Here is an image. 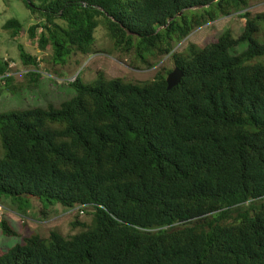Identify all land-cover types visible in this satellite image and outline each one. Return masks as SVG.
<instances>
[{"label": "trees", "instance_id": "1", "mask_svg": "<svg viewBox=\"0 0 264 264\" xmlns=\"http://www.w3.org/2000/svg\"><path fill=\"white\" fill-rule=\"evenodd\" d=\"M22 1L53 64L90 53L103 25L121 52L147 63L172 54L185 75L169 89L162 72L135 83L99 71L71 82L60 106L0 113V200L22 213L33 198L44 210L93 208L83 230L31 234L0 250V264H264V14L250 0ZM233 12L241 35L172 53ZM3 29L18 42L25 28L13 17ZM18 49L38 80L42 59ZM10 66L0 56L4 82Z\"/></svg>", "mask_w": 264, "mask_h": 264}, {"label": "rangeland", "instance_id": "2", "mask_svg": "<svg viewBox=\"0 0 264 264\" xmlns=\"http://www.w3.org/2000/svg\"><path fill=\"white\" fill-rule=\"evenodd\" d=\"M247 11L252 15L264 14V0H250ZM242 13L233 12L197 27L185 39L174 44L172 53L184 51L192 43L204 47L217 41L227 29L238 37L243 33L246 23L245 18L241 16ZM13 17L23 22L25 28L18 42L11 38L9 31L3 29L5 22ZM38 21V15L32 13L22 0H0V56L9 60L11 63L9 75L14 77L9 82H4L0 78V113L47 107L49 104L60 106L75 95L71 82L78 76L85 82H91L97 77L98 72L102 71L107 78H122L128 82L138 83L154 79L158 72L168 76L176 66L172 54L152 59L147 63L134 51L121 52L115 48L103 25L97 29L96 41L90 53L73 54L66 64H53L49 59L50 52L41 51L37 40H32L28 33L29 27ZM19 43L24 45L28 53L42 59L39 67H36L40 73L36 81L28 74L35 68L25 65L21 60ZM237 49L241 51L244 46ZM45 58L47 60H44ZM11 88L15 91L10 90ZM1 149L0 140V155ZM45 204L49 207L48 210H44L39 199L33 198L30 208L22 213L10 200H0V250H7L23 243L24 237L34 233L47 238L52 230H56L70 236L83 230L82 225H77L79 222L87 225L92 223V207L85 208L83 212L81 207L50 206L47 202ZM3 219L9 222L17 234L7 235L3 232L1 228Z\"/></svg>", "mask_w": 264, "mask_h": 264}, {"label": "water", "instance_id": "3", "mask_svg": "<svg viewBox=\"0 0 264 264\" xmlns=\"http://www.w3.org/2000/svg\"><path fill=\"white\" fill-rule=\"evenodd\" d=\"M32 5H33L32 2L29 1V6ZM184 75H185L184 69L179 66H175V68L167 76L168 88L172 89L173 87L178 85L181 82Z\"/></svg>", "mask_w": 264, "mask_h": 264}, {"label": "built area", "instance_id": "4", "mask_svg": "<svg viewBox=\"0 0 264 264\" xmlns=\"http://www.w3.org/2000/svg\"><path fill=\"white\" fill-rule=\"evenodd\" d=\"M82 208V207H81ZM83 211V210H82ZM84 212V211H83Z\"/></svg>", "mask_w": 264, "mask_h": 264}]
</instances>
